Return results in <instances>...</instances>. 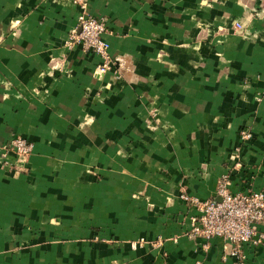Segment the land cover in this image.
I'll return each mask as SVG.
<instances>
[{"label": "crops", "instance_id": "1", "mask_svg": "<svg viewBox=\"0 0 264 264\" xmlns=\"http://www.w3.org/2000/svg\"><path fill=\"white\" fill-rule=\"evenodd\" d=\"M224 176L264 190V0H0V264H264L185 233Z\"/></svg>", "mask_w": 264, "mask_h": 264}, {"label": "built area", "instance_id": "2", "mask_svg": "<svg viewBox=\"0 0 264 264\" xmlns=\"http://www.w3.org/2000/svg\"><path fill=\"white\" fill-rule=\"evenodd\" d=\"M78 30L70 33L65 44L70 49L74 44H81L84 52H92L100 58L95 67L97 74H104L114 61L109 54V44L103 38L106 25L102 18H95L86 11L77 16ZM240 28V24H236ZM241 140L251 138L247 128L239 132ZM5 149L12 153L16 162H27L33 149V143L22 136H13ZM8 160H4V164ZM18 167L16 163L13 164ZM227 176L216 187V198L199 200L181 194V198L190 201L197 209V215L190 217V228L185 232L191 239L210 240L221 238L229 246V255L242 259V245L264 246V190L231 192ZM263 224V226H260ZM135 246V245H133Z\"/></svg>", "mask_w": 264, "mask_h": 264}, {"label": "rangeland", "instance_id": "3", "mask_svg": "<svg viewBox=\"0 0 264 264\" xmlns=\"http://www.w3.org/2000/svg\"><path fill=\"white\" fill-rule=\"evenodd\" d=\"M243 129V128H242ZM250 131V130H249ZM240 132V131H239ZM251 133V132H250ZM239 137H240V135H239ZM251 137H252V134H251ZM251 139V138H250ZM249 140V139H248Z\"/></svg>", "mask_w": 264, "mask_h": 264}, {"label": "water", "instance_id": "4", "mask_svg": "<svg viewBox=\"0 0 264 264\" xmlns=\"http://www.w3.org/2000/svg\"><path fill=\"white\" fill-rule=\"evenodd\" d=\"M218 199V198H217Z\"/></svg>", "mask_w": 264, "mask_h": 264}]
</instances>
